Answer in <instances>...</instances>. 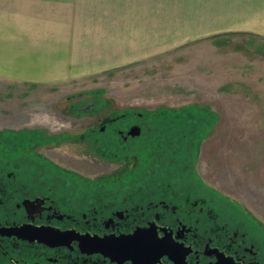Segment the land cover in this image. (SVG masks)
Listing matches in <instances>:
<instances>
[{
    "label": "flooded vegetation",
    "instance_id": "1",
    "mask_svg": "<svg viewBox=\"0 0 264 264\" xmlns=\"http://www.w3.org/2000/svg\"><path fill=\"white\" fill-rule=\"evenodd\" d=\"M61 113L0 131V264H264V224L195 171L209 108Z\"/></svg>",
    "mask_w": 264,
    "mask_h": 264
},
{
    "label": "rangeland",
    "instance_id": "2",
    "mask_svg": "<svg viewBox=\"0 0 264 264\" xmlns=\"http://www.w3.org/2000/svg\"><path fill=\"white\" fill-rule=\"evenodd\" d=\"M0 5H58V0H0ZM131 60L66 84L0 80V131L54 126L61 110L84 111L105 100L149 109L204 105L212 129L199 139L195 171L264 224V35L221 32ZM57 151L74 153L65 144Z\"/></svg>",
    "mask_w": 264,
    "mask_h": 264
},
{
    "label": "crops",
    "instance_id": "3",
    "mask_svg": "<svg viewBox=\"0 0 264 264\" xmlns=\"http://www.w3.org/2000/svg\"><path fill=\"white\" fill-rule=\"evenodd\" d=\"M232 31L264 35V0L0 5V80L66 84L126 59L139 60Z\"/></svg>",
    "mask_w": 264,
    "mask_h": 264
},
{
    "label": "trees",
    "instance_id": "4",
    "mask_svg": "<svg viewBox=\"0 0 264 264\" xmlns=\"http://www.w3.org/2000/svg\"><path fill=\"white\" fill-rule=\"evenodd\" d=\"M209 116H210V114H209ZM199 124H201V121L199 122ZM187 125H188L187 127H183V129H182L183 133L186 135V137H188L190 135L191 131L195 129V127L192 124L191 125L187 124Z\"/></svg>",
    "mask_w": 264,
    "mask_h": 264
},
{
    "label": "bare ground",
    "instance_id": "5",
    "mask_svg": "<svg viewBox=\"0 0 264 264\" xmlns=\"http://www.w3.org/2000/svg\"><path fill=\"white\" fill-rule=\"evenodd\" d=\"M150 144V143H149ZM152 144V143H151Z\"/></svg>",
    "mask_w": 264,
    "mask_h": 264
}]
</instances>
